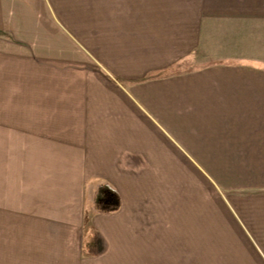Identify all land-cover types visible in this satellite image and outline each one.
<instances>
[{
	"label": "crops",
	"instance_id": "1",
	"mask_svg": "<svg viewBox=\"0 0 264 264\" xmlns=\"http://www.w3.org/2000/svg\"><path fill=\"white\" fill-rule=\"evenodd\" d=\"M0 264H264V0H0Z\"/></svg>",
	"mask_w": 264,
	"mask_h": 264
},
{
	"label": "rangeland",
	"instance_id": "2",
	"mask_svg": "<svg viewBox=\"0 0 264 264\" xmlns=\"http://www.w3.org/2000/svg\"><path fill=\"white\" fill-rule=\"evenodd\" d=\"M111 199H113V197ZM88 221H89V219L88 220L86 219L85 224H83V228H82V241H84V242L86 241L87 242V241L90 240L89 243H91V246L87 242L85 248L94 250V249L97 248V244H98L97 243V238H96V233L93 230L92 231L90 230L89 222Z\"/></svg>",
	"mask_w": 264,
	"mask_h": 264
},
{
	"label": "trees",
	"instance_id": "3",
	"mask_svg": "<svg viewBox=\"0 0 264 264\" xmlns=\"http://www.w3.org/2000/svg\"><path fill=\"white\" fill-rule=\"evenodd\" d=\"M105 186L99 187L96 195H95V200L98 201L102 197L103 190L105 189Z\"/></svg>",
	"mask_w": 264,
	"mask_h": 264
}]
</instances>
